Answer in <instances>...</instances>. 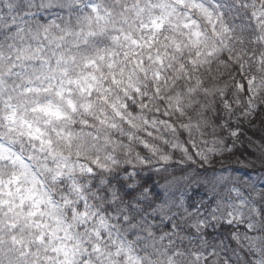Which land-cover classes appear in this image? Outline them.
Returning <instances> with one entry per match:
<instances>
[{
    "label": "clouds",
    "instance_id": "obj_1",
    "mask_svg": "<svg viewBox=\"0 0 264 264\" xmlns=\"http://www.w3.org/2000/svg\"><path fill=\"white\" fill-rule=\"evenodd\" d=\"M0 264H264V0H0Z\"/></svg>",
    "mask_w": 264,
    "mask_h": 264
}]
</instances>
